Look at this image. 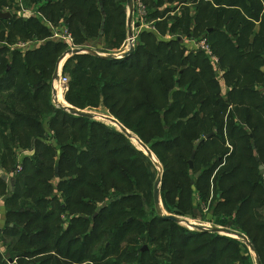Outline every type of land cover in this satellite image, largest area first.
<instances>
[{
  "label": "trees",
  "instance_id": "1",
  "mask_svg": "<svg viewBox=\"0 0 264 264\" xmlns=\"http://www.w3.org/2000/svg\"><path fill=\"white\" fill-rule=\"evenodd\" d=\"M2 1L0 11L22 0ZM140 2L151 30L140 32L133 55L68 59L66 101L81 111L103 107L157 156L168 214L192 216L194 195L208 197L214 186L217 224L244 235L264 264V0ZM126 3L45 0L38 11L65 22L77 45L112 53L125 39ZM12 14L0 19V43L11 46L0 47V264H253L232 238L148 212L144 156L123 133L54 106L52 82L67 45L50 40L41 18ZM202 38L219 58L226 94L209 58L185 47ZM22 40L39 44L22 53L14 47ZM23 152L32 155L20 166Z\"/></svg>",
  "mask_w": 264,
  "mask_h": 264
},
{
  "label": "rangeland",
  "instance_id": "2",
  "mask_svg": "<svg viewBox=\"0 0 264 264\" xmlns=\"http://www.w3.org/2000/svg\"><path fill=\"white\" fill-rule=\"evenodd\" d=\"M11 1L12 0H5V1H2V2H5V4L9 5L11 3ZM20 2H22V4L24 6L26 5L25 4V0H22ZM44 3H45V0H40L38 3L34 4L33 6H31V8H29V9L31 11H34V12H37V13L41 14V17H39V16H35V17L41 18L43 23L45 24V26L51 30L52 36H51L50 40L53 39L54 34L62 35L64 33H67L65 35H68L71 38V42H67V43L63 42V43H65L67 45V51L59 59L58 64H57V66H59V64L62 63L64 61V59H65V61H64L65 63H63V66H65V64L68 61V59L74 57L73 54H69L68 53L69 51H71V47L69 45H72L76 49H84V47L79 46V45L76 44L75 38L73 37L68 25L65 22L60 23V25H55L52 22H50L42 13H40L38 11L44 5ZM171 5H172V7H175L173 4H171ZM9 7H11V8L9 9ZM9 7L5 8V12H10V13L15 12L16 13L15 15L22 14L21 10H20V7H19V4L18 5H14V4L13 5H9ZM181 7H182V5H180L178 7L177 12H179L181 10ZM126 13H127L126 18L123 20L124 27H125V30H126L125 39H124L123 43H121L122 44V45H120L121 47L120 46H119L120 48L118 47L119 48L118 50H116V51H114L112 53H105V52H110L111 51V50H108V49H110L109 47L105 46L106 48H108V49H106L103 45H101V44L97 45V44H94V43L91 46H93L95 48L92 47V48H86V49L95 50L99 54H103V55H110V54L119 55L122 52V50H123V45L125 44V42L127 41L128 37H129L128 22H129V18H130V11H129L127 3H126ZM24 17H26V16H24ZM133 18L134 17L132 16V21H133ZM164 21H165V19H164ZM148 27H150V25H148ZM143 30H149V28L144 27ZM101 34H102V32H101ZM100 36L102 37L103 35H100ZM138 40L139 39H137V43H138ZM54 41H56V40H54ZM56 42H58V41H56ZM90 42H92V41H90ZM4 43H0V46L8 45V44H4ZM21 44H26L28 47H33V46L39 44V42L38 41H30V40H27V41L22 40L18 44H15V46L18 47L17 45H21ZM66 54H69V56L66 57ZM62 58H63V60L60 62V60ZM66 72H67V74L69 76L70 72L68 70ZM217 76H218L219 83H222L224 81L222 84L224 85L223 93L225 94L227 92V89H228L227 83H226V80H225V74L221 70V73L217 74ZM63 102H64V100H63ZM67 105H68V107H73L68 102H67ZM73 108H75V107H73ZM86 112H90L92 114H95L96 115V119L95 120L97 122L103 123L104 125L108 126L109 128L114 129V130H116L118 132H121L118 126L112 124L111 122H109V121H107L106 119L103 118V117H111L109 115H106L107 112H106V110L103 107L100 106L97 110L86 111ZM261 119H263V118L261 117ZM51 132H50V135H51ZM129 132L134 136V138H137V136L133 132H131L130 130H129ZM127 139L129 140L131 146L134 147L138 152H140V154H142L144 156L143 159H144V164H145V171H147L148 174H149V177H148L149 179H147V180H148V182L151 183V188L150 187L147 188V195L148 196L145 198V201H147L149 203L148 207L150 208V210L148 212L152 213L153 211H156V209L154 207V203H153L154 202L153 201L154 184H155L158 176L160 175V170H161L162 173H163L162 184H161V187H160L161 204H162V207H163V210H164L165 214H168L166 212L165 208H164V203H163V200H162V193L165 192L164 191L165 189H169L167 186H165L166 182L164 181L165 172H166L165 166L159 161L157 156L152 152L153 156L155 157V160L160 165V168H159L156 165V163H155L156 161L152 160V158L147 155V152L145 151V149L138 142L136 143L135 139H129L128 137H127ZM54 142H55V140H54ZM227 145H229V143H227ZM228 147H230V146H227V149H229ZM261 167H263V170H262ZM220 169L221 168L217 169V171L213 175L212 181H214L215 177L219 174ZM200 170H202V168H199V167L195 168V172H194V174L191 177L192 181L196 180L197 175L201 173ZM259 170L261 171V174H264V165L261 164L259 166ZM194 191H196V189ZM215 193H216V191L214 189V186H212V188L210 189V193H209L208 197H205L203 199L199 198L200 199L199 200L197 198V196L194 195V201H193V210L194 211H192V216H187V217L186 216H179L181 218V220H182L180 225L182 227L186 228L188 231L193 232V233H200L201 231L202 232H208L209 234L217 235L219 237H228L230 239L232 238V239L242 243L245 247H243V251H242L241 255L244 256V257H246V255H249L251 257V261H253V264H257L254 251L247 245V243L240 236H238V235H241V234H239L238 232H235V231H234V233H236V235L232 234V233H222V232L216 231V229L223 228V227H221L220 225L217 224L218 217L215 214L216 209H215V205H214ZM195 200L197 202H195ZM198 201H200L202 203L201 204L202 210H197L196 203H198ZM262 213H264V209H263ZM1 246H2V243L0 241V247ZM145 247H147V246H145ZM244 248L247 249L248 254H244L246 252ZM39 259H41V258H36L35 260H39Z\"/></svg>",
  "mask_w": 264,
  "mask_h": 264
},
{
  "label": "built area",
  "instance_id": "3",
  "mask_svg": "<svg viewBox=\"0 0 264 264\" xmlns=\"http://www.w3.org/2000/svg\"><path fill=\"white\" fill-rule=\"evenodd\" d=\"M19 7L21 10L20 16L24 17H35L39 16L41 17V14L31 11L29 8L25 7L22 2L19 3ZM138 8L137 15H135V10ZM145 16V7L140 2V0H134V13H133V21L131 24V32L132 35L128 37L127 41L123 45V50L120 54L128 52L132 47H136L137 39L140 34V32L143 30L144 27L149 28L151 30V26L148 27L147 22L144 20ZM67 33H64L62 35L54 34L53 39L58 42H71V38L68 35H65ZM21 49H31V47H28L26 44L17 45ZM71 47V51L76 49L72 45H69ZM185 47L188 49V51H201L206 54V56L209 58L210 63L215 67L214 69L217 71V73H221V70L219 68V58L214 54L211 45L209 44V41L207 38L202 39H189L185 42ZM69 56V54H66V57ZM65 61V59H64ZM62 62L59 64L58 70H59V78L57 80H53L52 83V102L54 106L58 109H60V106L67 107L66 102V95L69 91V85H70V78L68 75L64 73V66ZM61 99L64 100L65 105L61 103ZM67 112V111H66ZM69 113V112H68Z\"/></svg>",
  "mask_w": 264,
  "mask_h": 264
},
{
  "label": "water",
  "instance_id": "4",
  "mask_svg": "<svg viewBox=\"0 0 264 264\" xmlns=\"http://www.w3.org/2000/svg\"><path fill=\"white\" fill-rule=\"evenodd\" d=\"M127 5H128V8H129V11H130V18H129V22H128V26L129 27L128 28H129V36H131L132 35V32H131L132 16H133V13H134V0H127ZM0 18L4 19V20H8V19L12 18V15L10 13L0 12ZM103 26H104V24H103ZM134 52H135V48L132 47L128 52L123 53V54H119V55H117V54L116 55H114V54L103 55V54H99L95 50L86 49V48H84V49H74L72 51H69L68 53L69 54H73V55L87 54V55H92V56H95V57H98V58H101V59H104V60H107V61H117V60H122V59H126V58L130 57L131 55H133ZM62 60H63V58L60 60V62ZM58 67L59 66H57L56 71L54 73V80H57L59 78ZM60 109H62L64 111H67V112L71 113L72 115L79 116V117L88 118V119H92V120L96 119V115L95 114H92V113L86 112V111H81V110H79L77 108H73V107H68L67 108V107L60 106ZM103 118L106 119L107 121L111 122L112 124L118 126L120 131L123 134H125L129 139H135L145 149V151L147 152V155L149 157H151L152 160L156 161L155 157L152 154V152L138 138H134V136L129 132V130L126 129L123 125H121L116 119H114L112 117H103ZM212 136H213V133L209 134V135H206L205 139H210ZM201 143L202 142H199L198 146H200ZM195 155H196V153L194 152L192 157H191V160L189 161V165H190L191 169L194 167L193 162H194V159H195ZM155 163L160 168L159 163L157 161ZM261 168L263 170V167H261ZM199 175L200 174H198L197 177H199ZM162 176H163V173L160 170V175L158 176V178H157V180H156V182L154 184V193H153L154 207L156 209V212H157L158 216L161 219L166 220V221H172V222H175L177 224H181L182 220H181V218L179 216L172 215V214H165V212L163 210V207H162V204H161V196H160V187H161L162 179H163ZM216 231L222 232V233H232V234L236 235V233H234L232 231H229L228 229H225V228H218V229H216ZM238 236H240L247 243V245L254 251L257 264H261L260 259H259L258 255H257L256 251L254 250L253 246L250 244L248 239L245 236H243V235H238ZM147 249H148L147 247H143L142 251H146ZM10 262H12V260Z\"/></svg>",
  "mask_w": 264,
  "mask_h": 264
},
{
  "label": "crops",
  "instance_id": "5",
  "mask_svg": "<svg viewBox=\"0 0 264 264\" xmlns=\"http://www.w3.org/2000/svg\"><path fill=\"white\" fill-rule=\"evenodd\" d=\"M0 12H3V13H10V12H5V11H0ZM11 15H12V17H13V14L12 13H10ZM14 14H16L15 12H14ZM18 17H22V16H20V15H17ZM1 19V18H0ZM186 42V41H185ZM5 44V43H4ZM6 46H8V47H10L11 48V46H9V45H6ZM0 47H2V46H0ZM15 48H19V47H16V46H14ZM36 47V45L35 46H33V47H31V49H34ZM19 49H21V48H19ZM31 49H29V50H31ZM22 50V53H26V49H21ZM205 54V53H204ZM206 55V54H205ZM216 71V70H215ZM216 74H219V73H217V71H216ZM217 81H218V76H217ZM219 82V81H218ZM224 82V81H223ZM222 82V83H223ZM222 83H219L220 84V87L222 88V89H224V85L222 84ZM226 94V93H225ZM71 114V113H70ZM50 132L51 131H48V135H49V140H54L51 136H53L54 135V133L53 132H51V135H50ZM50 143H52V141L50 142ZM32 154L30 153V152H23L19 157H18V162L20 163V166L22 165L21 164V162L22 161H24V159L25 158H27V157H30ZM57 171H58V169H56ZM0 172H1V167H0ZM4 176V179L5 180H7L8 182H9V184H11V188L13 187V184L15 183V180H14V178H12V176L11 175H3ZM5 222H6V214H5V206H4V203H3V199H0V231H2V229L4 228V226H5ZM1 248V250L3 249L2 247H0ZM3 251H4V249H3ZM11 261V260H10ZM9 261V262H10ZM10 263H12V262H10Z\"/></svg>",
  "mask_w": 264,
  "mask_h": 264
},
{
  "label": "bare ground",
  "instance_id": "6",
  "mask_svg": "<svg viewBox=\"0 0 264 264\" xmlns=\"http://www.w3.org/2000/svg\"><path fill=\"white\" fill-rule=\"evenodd\" d=\"M61 103L63 104V105H65V103L63 102V100L61 99ZM136 141V140H135ZM136 143H137V141H136Z\"/></svg>",
  "mask_w": 264,
  "mask_h": 264
}]
</instances>
